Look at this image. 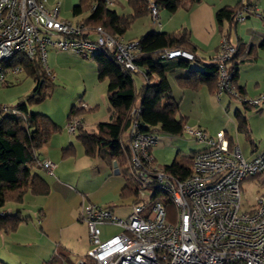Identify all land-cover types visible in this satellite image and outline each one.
Returning a JSON list of instances; mask_svg holds the SVG:
<instances>
[{
	"label": "built area",
	"instance_id": "obj_1",
	"mask_svg": "<svg viewBox=\"0 0 264 264\" xmlns=\"http://www.w3.org/2000/svg\"><path fill=\"white\" fill-rule=\"evenodd\" d=\"M99 2L111 7L114 0ZM147 6L150 25L159 26L157 5L148 0ZM251 10H256L255 5H242L235 21H243ZM90 31L95 38L89 37ZM46 47L72 50L85 58L110 52L124 70L140 73L147 80L148 69L135 63L138 40H122L100 26L87 31L79 21L60 18L58 2L0 0V87L22 71L12 59L24 55L43 63ZM236 51V45L222 36L215 61L216 97L226 93L247 106H264V93L246 97L240 92L232 63ZM178 56L192 58L180 49L164 50L160 55L166 59ZM140 112L138 104L131 108L128 127L127 168L137 187L136 201L125 218L110 207L91 202L81 205L79 220L87 226L89 248L86 261L76 264H264V149L246 159L237 145L229 144L224 131L210 135L184 123L182 132L204 143V148L194 153L187 176H175L155 163L151 149L157 136L152 130L140 129ZM67 122L69 133L82 123L77 117ZM39 164L53 173V162ZM245 180H253L259 191L249 207L241 209L240 185ZM167 205L172 206L171 216ZM106 225L119 231L102 239Z\"/></svg>",
	"mask_w": 264,
	"mask_h": 264
},
{
	"label": "trees",
	"instance_id": "obj_2",
	"mask_svg": "<svg viewBox=\"0 0 264 264\" xmlns=\"http://www.w3.org/2000/svg\"><path fill=\"white\" fill-rule=\"evenodd\" d=\"M94 1H97L96 7L91 9ZM153 1L158 10L164 9L173 13L181 7L188 9L200 0ZM128 4L132 8V13L127 17L119 16L113 9L105 6L99 0H80L79 4L73 6L72 13L78 15L84 10H89L88 16L79 20L84 24L87 31L100 26L110 35L118 37L135 18L148 12V0H128ZM248 4L255 5L256 10L249 11L246 17L251 13L258 14V8L252 0H238L236 4L225 5L215 12L219 29H223V24H226L223 36L227 39V34L237 23L234 19L236 12L242 5ZM259 16L262 17V14L259 13ZM262 21L264 22V17H262ZM138 44L139 52L135 56V63L139 67L148 69L146 83L142 85L138 94L134 87L132 73L124 70L116 62L113 53L99 51L90 56L96 63L98 78L108 80L106 97L111 114L109 120L98 122L90 131L80 123L74 132L77 141L82 145L87 155L92 157L102 155V150L107 149L111 160H115L117 166L122 167V169L127 168L125 160L127 162L130 155L128 135L126 136L131 121L129 112L137 104L141 107L138 120L139 127L143 131H155L157 127L171 135L183 133L184 118L175 116L178 111V103L171 96V87L167 79L169 70L175 67L188 70L187 76L177 78L181 86L188 85L196 88L200 84H205L212 90H215L216 87V63H203L196 57L185 30L171 33L151 31L142 35L138 39ZM172 49L186 51L192 55V58L178 56L166 59L160 57L164 50ZM259 49L264 51V39L260 40L256 46L250 47L248 57L253 59ZM190 61L199 63L201 69L190 67ZM12 64L19 65L21 70L25 71L37 83L29 99L40 93L44 82L50 76L40 58L35 57L30 60L24 55H18L12 59ZM233 69L235 79L234 65ZM240 92L242 93L241 89ZM137 97H139L138 103ZM245 107L249 108L250 106L245 105ZM4 110L8 109L5 108ZM9 111L8 115L0 118V230L5 233L16 230L22 221L29 218L22 216L20 210L9 211L7 206L21 204L27 193L35 196H45L49 193L48 183L34 171V168L39 164L36 155L52 135L60 130V127L48 116L28 112L26 104L22 101ZM13 111L17 113H13ZM85 112L86 109L82 102L79 105L73 104L69 109L67 121L73 117L80 118L82 121L80 116ZM236 130L245 135L246 139H250L246 118L240 112L236 114ZM123 133L126 140L122 139ZM229 144L232 145L231 142ZM72 152L73 148L68 147L62 150V155L65 156ZM195 152L192 151L184 157L181 155L177 160H173L164 166H160L156 161L155 163L167 173L185 177L189 174V165ZM136 190L137 187L132 179H127L120 189V196L133 195L135 202ZM0 264L6 263L0 260Z\"/></svg>",
	"mask_w": 264,
	"mask_h": 264
},
{
	"label": "rangeland",
	"instance_id": "obj_3",
	"mask_svg": "<svg viewBox=\"0 0 264 264\" xmlns=\"http://www.w3.org/2000/svg\"><path fill=\"white\" fill-rule=\"evenodd\" d=\"M56 1H60L63 4V0ZM262 2L263 6L260 9L258 5L257 7L258 12L262 13V17H264V0ZM117 12L122 13L118 10ZM85 13H88V10L83 11L80 15L73 16L71 9L67 13L61 10L60 18L77 22V19L86 17L84 16ZM240 25L242 23L237 24L238 27ZM222 27L226 29V24L224 23ZM137 29L138 27H132V31L129 30V32L135 35ZM230 34L232 38L235 37L234 28L231 29ZM257 52L264 51L259 49ZM43 66L44 68L48 67L52 75L44 82L40 93L31 99H29V96L37 85L31 76L22 70L18 74L8 77L9 83L0 87V118L8 115L10 113L9 110L15 108L22 101L26 104L28 112L46 115L55 121L54 123L61 129L53 138L63 140V146L67 147L69 145L67 140H69L74 146L80 147L81 145L75 137L76 133L71 134L66 128L69 109L73 104L79 105L83 102L87 111L80 117L84 119V128L89 131L94 128L92 125L97 121H107L109 118L108 109L110 108L106 97L108 80L106 78H98L96 63L91 57L85 58L72 50L46 47ZM195 66V61H190V67L195 68ZM168 73L167 79L171 87V95L179 105L175 116L177 118L183 117L185 124L189 126H198L200 124L199 127L210 135H214L218 129H222L232 136L234 141L245 152V148L249 146V143L242 133H238L235 130L234 117L236 115L234 112L238 109L248 119L250 139L255 144L264 143V116H257V114L264 113V106L247 108L240 100L230 97L226 93L218 97L214 95V101L206 103L205 98H202L198 93L191 89L184 91L176 84L175 78L180 76V73L183 74L182 76L188 75L186 68L177 67L175 72L171 73V70H169ZM131 76L138 94L146 80L140 73H132ZM203 88V90L206 89L205 87ZM259 94L253 96L246 94V97H255ZM138 99L139 97H137V103L139 102ZM5 108L8 110H4ZM195 119H198V121L195 122ZM187 120L190 121L187 122ZM154 132L157 136V143L153 156L156 157L160 165L170 164L177 155L184 157L192 151H199L204 148V143L198 142L184 133L171 135L157 127ZM122 139H126L124 133ZM101 154L102 157L92 158L89 166L79 170L72 168L71 158L66 159L65 163L61 164L63 166L62 171H59V165L53 160L57 166L51 178L68 184L66 188L63 185H61V190L53 188L45 196H35L28 193L23 199L22 204L26 206V209L28 208V211L25 209L22 213L24 211L30 212L29 216L33 221L40 214L39 209L45 207L47 210L45 211L47 224L49 220L53 226H56L57 221L60 220L64 225L63 242L59 248L64 262L67 260L68 254L86 261L85 252L89 248L87 230L85 224L78 220L81 203L91 202L98 206H111L116 215L122 218H125L130 213L134 203L133 195L120 196L121 187L127 179H130L129 170L125 168L119 174L114 173L112 162L108 157V150L103 149ZM240 189L242 197L241 209H247L252 203L254 195L259 191L258 187L253 180H245L241 183ZM243 194H245V197ZM147 201H150V197L147 198ZM167 210L171 216L173 212L172 206H167ZM118 231L117 227L106 225L103 228L101 238L106 239ZM53 232L54 230L51 232L52 235Z\"/></svg>",
	"mask_w": 264,
	"mask_h": 264
},
{
	"label": "crops",
	"instance_id": "obj_4",
	"mask_svg": "<svg viewBox=\"0 0 264 264\" xmlns=\"http://www.w3.org/2000/svg\"><path fill=\"white\" fill-rule=\"evenodd\" d=\"M237 1L238 0H200L198 3L191 5L188 9L181 7L173 13H170L164 9H159L158 10L159 26L150 25L149 12H147L146 14H142L137 18H135L132 21V23L129 25V27H127V29H125L123 33L118 35V38H121L122 40L125 41H130V40H138L142 35L151 31L171 33V32H179L181 30H185L187 34V38L191 42V45L193 46V51L196 57L199 58L203 63H214L219 53L220 39L225 33V29H219L218 27V24L215 19V12L225 5H234L237 3ZM252 1L253 4H256V6L258 5L259 9L260 7L263 6L262 0H252ZM47 2L49 5H53L54 3L58 2L59 15H60L61 10H63L64 13H67L71 9L72 12L73 6L79 4L80 0H63V4H61L60 1H56V0H47ZM110 8L113 9L119 16L127 17L132 13V8L129 6L128 0H114V3ZM117 10L122 13H118ZM257 11L259 10L257 9ZM259 13L260 12H258V14L251 13L248 17H246L245 20L241 22H237L234 26L235 37L232 38L230 36L231 35L230 32L227 34L229 41L232 44L236 45L237 47V51L232 63L236 70L235 82L237 86L241 89L242 94L244 96H246V94L247 95L251 94L250 96H253L264 92V52H257L256 56H254L253 59H250L248 57L250 47L256 46L260 40L264 39V22L262 21V17L259 16ZM88 14H89V10L88 13H85L84 16H88ZM72 15L77 16L74 15L73 13ZM252 16L254 17L252 18ZM82 19H77L76 21ZM238 23H242V25L238 27L237 26ZM132 27H138L135 35H132L129 32V30L132 31ZM88 35L91 38L96 37L94 31L93 32L90 31ZM51 48L54 49L55 47H51ZM77 59L79 58L77 57ZM195 63H196L195 68L201 69L199 63H197L196 61ZM176 69L177 67L172 68L171 73L175 72ZM47 71L50 75H52L48 67H47ZM180 74L181 75L178 77L181 78L185 77L182 76L183 75L182 73ZM154 77L155 76L153 75V78ZM178 77H176L175 80H176V84L181 89H184V91L187 89H191L195 93H198V95L202 96V98H205L206 103H212V101H214L213 98L215 95V90H212L211 88H209V86L205 84H200L196 88H192L188 85L181 86L177 79ZM203 87H205L206 89L203 90L204 89ZM82 105H84L83 102ZM178 109H179V105H178ZM239 112L241 113V111L237 109L234 112V114L236 115ZM108 113L110 118V114H111L110 108L108 109ZM257 116L263 117L264 113L260 115L257 114ZM234 118H235L234 123L236 130V117ZM245 118H246L247 128L250 132L248 119L246 116ZM50 119L53 122H55L51 117ZM189 121L190 120H187V122ZM196 121H198V119H195V122ZM98 122L101 121H97L92 126L95 127ZM184 123H185V119L183 124ZM82 125L84 127L83 118H82ZM199 126L200 124H198V127ZM219 130L222 129H218L217 131ZM224 132L226 134L228 141L231 142V144L237 145L242 155L246 159L253 158L255 155H257L264 149V143L255 144V142L252 141L251 139L248 140L245 138L246 141L249 143V146L245 148L246 151L244 152L239 147V145L234 141L232 136H230L226 131ZM56 134L57 132L53 134L50 140L45 145H43V147L37 152L36 157L39 160V162L42 160H49L53 162V160H55L56 164L59 165V171H62L63 166H61V164H64L66 159L71 158L72 168L75 170H79L89 166L91 164V159L97 157V156L92 157L87 155L80 143L79 144L81 146L76 147L71 141L67 140V142H69L68 143L69 145L67 147L63 146L62 145L64 144L63 140H57V138H53L54 135ZM71 134H75V133H71ZM126 145H127V141H126ZM155 146L156 144L151 149L152 155L154 153ZM68 147H72L73 152L63 156L62 150ZM180 156L181 155L175 156L173 160H177ZM98 157H102V155H98ZM108 157L109 160H111L110 155H108ZM153 157L156 163L158 164L156 157L155 156ZM111 162L113 161L111 160ZM56 164L54 163L55 167L53 171L57 166ZM164 165L166 164L160 166H164ZM125 166H127L126 160H125ZM121 170L122 167H118V171H119L118 174L121 173ZM34 171L40 174L45 179L51 191L53 188L61 190L62 189L61 185H63L65 188L66 185H68L61 181L58 180L56 181V179L55 180L52 179L51 178L52 174H49L39 164H37V166L34 168ZM69 188L71 187L69 186ZM82 204L84 203H81V205ZM7 209L9 211L20 210L22 216H28L29 218L27 220L22 221L18 225L16 230L12 232L5 233L0 230V260L2 262L6 264H66V263L76 264L77 261L81 260L79 259V257L73 256L72 254H68L67 260L65 262L62 260L63 258L61 252H59V248L61 246V243L63 242L62 238L64 234L63 233L64 225L61 223L60 220L57 221L56 226H53L52 222L49 220L47 224L46 223L47 214L45 212L47 210L45 209V207L39 209L40 214L37 215V219L35 221H33L29 216L30 212L24 211V213H22V211L26 209V206H24L22 203L16 206L14 205L11 207L7 206ZM111 209L115 213L112 207ZM26 210L28 211V208ZM81 222L85 224L83 221ZM85 227L87 230L86 224ZM52 230H54L53 235L51 234ZM87 236H88V230H87ZM88 245H89V241H88Z\"/></svg>",
	"mask_w": 264,
	"mask_h": 264
},
{
	"label": "water",
	"instance_id": "obj_5",
	"mask_svg": "<svg viewBox=\"0 0 264 264\" xmlns=\"http://www.w3.org/2000/svg\"><path fill=\"white\" fill-rule=\"evenodd\" d=\"M112 165H113L114 173L118 174L119 171L115 160H113Z\"/></svg>",
	"mask_w": 264,
	"mask_h": 264
}]
</instances>
